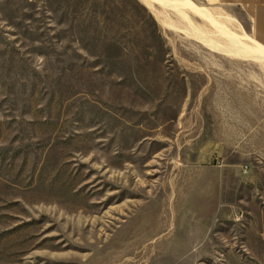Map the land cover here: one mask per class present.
I'll use <instances>...</instances> for the list:
<instances>
[{"label": "rangeland", "instance_id": "rangeland-1", "mask_svg": "<svg viewBox=\"0 0 264 264\" xmlns=\"http://www.w3.org/2000/svg\"><path fill=\"white\" fill-rule=\"evenodd\" d=\"M146 4L0 0V264H264V54Z\"/></svg>", "mask_w": 264, "mask_h": 264}, {"label": "bare ground", "instance_id": "bare-ground-1", "mask_svg": "<svg viewBox=\"0 0 264 264\" xmlns=\"http://www.w3.org/2000/svg\"><path fill=\"white\" fill-rule=\"evenodd\" d=\"M148 6H154L152 3L156 1L157 3H162L165 6L170 7V9H174L182 21H185L189 24H192V20L189 17L188 13H194L201 15L203 18L211 22V25L222 35H225L227 42L226 51L232 53L233 55L239 56L243 59H250L255 57L256 53L264 54V46L255 42L252 38H250L243 30L241 34L233 32L230 28L220 23L217 17L212 15L207 9L201 8L191 0H143ZM143 3V2H142ZM146 4V5H147ZM145 5V4H144ZM152 8V7H151ZM153 9V8H152ZM154 11V10H153ZM156 12H154L155 14ZM157 14H160L159 12ZM162 19V18H161ZM230 22V21H229ZM164 24L168 23L167 21H163ZM234 26V25H233ZM197 30V29H196ZM200 31L196 32V36H199ZM208 37V36H207ZM199 39L203 42H208L205 38ZM211 44V43H210ZM209 44V45H210ZM207 45V44H206ZM213 46V45H212ZM208 47V46H207ZM220 50V48L218 49ZM223 54V52H221ZM231 55V54H230ZM264 56V55H262ZM257 58V57H255ZM254 58V59H255ZM260 58V57H259ZM238 59V58H237ZM263 60V59H262Z\"/></svg>", "mask_w": 264, "mask_h": 264}, {"label": "crops", "instance_id": "crops-1", "mask_svg": "<svg viewBox=\"0 0 264 264\" xmlns=\"http://www.w3.org/2000/svg\"><path fill=\"white\" fill-rule=\"evenodd\" d=\"M218 4L235 7L244 11L252 19L255 42L264 46V0H215ZM207 8V7H206Z\"/></svg>", "mask_w": 264, "mask_h": 264}]
</instances>
